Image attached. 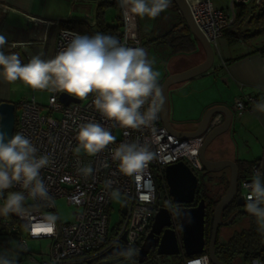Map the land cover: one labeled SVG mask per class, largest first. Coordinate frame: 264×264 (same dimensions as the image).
<instances>
[{
  "label": "built area",
  "instance_id": "built-area-1",
  "mask_svg": "<svg viewBox=\"0 0 264 264\" xmlns=\"http://www.w3.org/2000/svg\"><path fill=\"white\" fill-rule=\"evenodd\" d=\"M106 1L119 10L118 22L121 27L116 33V38L125 46L143 48L138 16L130 15L125 18L124 10L120 8L118 0ZM186 1L190 6L196 26L218 54H220L219 40L235 23L238 7L242 5L252 9L257 5V0H231L229 6L219 8L211 0ZM170 4H174L173 0ZM177 14L183 17L180 9ZM73 34L80 33L70 29H61L58 32L55 56L66 47ZM60 94L62 93H50L46 107L40 105L34 97L31 100L23 99L16 105V111L20 114L16 116L15 133H23L37 148L38 156L48 155L52 161L48 167L41 169L40 175L53 198L54 206L47 207L29 198L27 203L34 206L30 215L21 217L11 214L15 223L7 219L1 223L6 227L8 235L17 238L18 247L23 248L26 253L29 250L26 238L47 241V251L43 260L38 262L32 258L35 264H78L93 254L102 253L116 246L133 247L138 253L143 240L151 231L158 209L163 207L169 209V202H172L165 179L167 166L184 162L194 174L199 176L204 169L198 152L209 133L221 126L224 116L221 114L215 116L204 135L181 139L170 134L163 124V118H161L162 93L157 119L150 127L137 130L122 128L114 121L101 116L93 104L94 94H90L80 103L73 102L69 106L60 101ZM256 102L257 98L253 96L236 99L235 106L238 116L245 115V112L251 109ZM89 121L100 123L108 128L116 138L113 144L93 156L84 154L83 150L79 153L75 151L78 146L76 139L78 127ZM132 142L147 143L156 153V159L136 177L122 174L119 171L118 162H114L111 157V149L118 147L121 143ZM86 165H90L93 169L89 176H84L78 171ZM257 171L260 172V166L253 165L250 176L240 181L238 197L244 203H246L248 193L245 185L251 182ZM157 178L161 180L167 192L168 205L163 207L159 204L160 191ZM10 191H22V189L17 185ZM113 192H117L123 201L120 204V220L112 227ZM6 195L7 192L5 197ZM59 199H66L67 205L75 209L74 221L63 224L57 220L54 234L38 232V222L43 215L57 212L56 202ZM0 200L3 202L2 199ZM125 206L127 209L123 214L122 210ZM169 211L172 215L171 228L177 232L181 243L179 215L174 210L169 209ZM22 229H25V238L22 235ZM182 255H185L183 251L178 256ZM203 255L208 257L209 264H213L208 252L201 256ZM198 257L200 256L189 260ZM132 260L137 262L133 264H139L138 254ZM189 260H184L183 264H188Z\"/></svg>",
  "mask_w": 264,
  "mask_h": 264
},
{
  "label": "clouds",
  "instance_id": "clouds-1",
  "mask_svg": "<svg viewBox=\"0 0 264 264\" xmlns=\"http://www.w3.org/2000/svg\"><path fill=\"white\" fill-rule=\"evenodd\" d=\"M118 3L125 18L131 15L155 19L168 9L171 0H118ZM6 44L5 35L0 34V49ZM153 65L154 60L149 59L144 48L125 46L118 38L102 33L91 36L73 34L66 47L54 58L45 60L35 55L26 64L22 63L18 53L6 55L0 50V76L6 82L21 81L35 90L67 93L81 100L94 94L93 104L101 116L133 130L150 127L160 111V72ZM254 108L264 112V101L256 102ZM76 139V153L83 150L93 156L113 144L116 138L108 128L89 121L79 125ZM111 157L118 162L122 174L136 177L156 159V153L147 143L132 142L111 149ZM51 162L48 155H37V148L23 133L17 132L9 137L0 130V199L3 200L0 215H30L34 206L27 203L29 198L47 207L54 206L40 175L41 169ZM78 171L89 176L93 169L86 165ZM17 185L22 191H8L5 197L6 190ZM245 187L248 189L245 209L256 218L260 231L264 233V174L257 171ZM112 196L119 198L117 192ZM169 209L177 215L182 212L179 205H173L171 201ZM187 215L190 220V213ZM58 219L55 214L43 215L38 222L39 229H43L40 232L54 234ZM120 255L132 260L137 250L128 247L121 250ZM0 264H13V261L0 256ZM188 264H209V261L203 255L189 260Z\"/></svg>",
  "mask_w": 264,
  "mask_h": 264
},
{
  "label": "crops",
  "instance_id": "crops-1",
  "mask_svg": "<svg viewBox=\"0 0 264 264\" xmlns=\"http://www.w3.org/2000/svg\"><path fill=\"white\" fill-rule=\"evenodd\" d=\"M105 1L106 0H0V34L5 35L7 39V44L3 49L8 52L11 50L23 51L27 60L32 57L30 54L31 51L34 56L40 55L42 58L43 52H41L40 47L45 50L47 42L51 38L50 35L52 31L56 29V33L58 34L62 29L60 24H58L59 21L82 20L94 27L96 25V10L98 6ZM211 1L219 8L227 6L220 0ZM68 4H71V7H68V13H65L64 10L67 8ZM114 8L116 9V7ZM110 11L111 10L105 11V22L113 26L118 25L119 14L115 16V22L117 23H111L107 19V12ZM257 12L258 10L251 11V8L248 7V18L251 17L252 13L256 14ZM168 21L167 23L161 20L159 22V26L162 27L163 32L169 31ZM258 28L263 29L261 25ZM258 28L255 22L249 23V19L239 27L233 25L229 28L232 33L238 35V38L236 40L233 38L231 39L232 42L228 44L230 46L228 49L232 48V46H243V50L239 54H228L229 58H225L220 53L221 61L217 66L214 63L213 68L206 72L205 75L194 78L195 81L192 88L199 90L201 92L199 96L201 97L192 98L191 96H184L180 98V103H182L183 100L186 101L184 103L187 105L185 116L178 113L180 107L177 104L180 99L178 101H173L171 111L175 129L182 132H195L209 109L218 106L226 107L231 112V115H233V123L229 131L222 134L221 137L217 138L209 147L206 152L207 158L213 161L227 160L233 163L235 162L238 164V168L239 164H243L245 167L243 170L245 171V174L243 173L244 177L250 176L253 165H259L260 172L264 174V112L255 110L253 106L245 112V115L240 117L237 114L235 106V100L244 98L245 96H253L257 98V102L264 101V54L261 52V49L264 48V33L260 35L257 34ZM173 29L175 32L181 31L178 27H173ZM241 29L243 37H239ZM139 33L142 38L140 21ZM225 34L220 38V41L229 39ZM191 40L194 43L193 51L178 53L184 56L177 54V56L182 59V62L176 61L175 57H171V59H173L171 63H177L175 71H172L171 75L181 74V72L193 69V67L205 61L206 55L204 50L200 43L194 38L193 34ZM143 42L142 38V45ZM167 77L168 76L162 81ZM10 85L11 83L6 82L3 77L0 76V102L5 101L11 103V101H13L9 91ZM178 88L177 86L174 89L178 90ZM184 109L186 108L184 107ZM220 114L223 115V113ZM223 116L225 119V115ZM208 177H210L209 180H211L212 177H217L215 179L217 182L219 180L217 183L218 187L216 186L217 188L214 187V189L211 188L217 194L223 195L227 191L224 189V183H226L227 180L230 181L231 176L229 169L219 174H211ZM10 190L11 189L6 190V192ZM2 204L3 202L0 200V205ZM241 211L243 212L241 215L234 216V218H236L235 224L238 223L240 226L235 232L248 229L251 225L250 216L245 206L241 208ZM4 219L12 222L13 217L11 214L8 216L0 215V236L3 239H5L4 236L7 235L6 227L1 223ZM29 250L27 256L33 258L34 252ZM46 251L43 252V256L38 262L43 260ZM0 256H4L7 259L10 257L7 253H0ZM237 260L241 261V264H244L242 258L239 257ZM254 264L256 263L254 262Z\"/></svg>",
  "mask_w": 264,
  "mask_h": 264
},
{
  "label": "water",
  "instance_id": "water-1",
  "mask_svg": "<svg viewBox=\"0 0 264 264\" xmlns=\"http://www.w3.org/2000/svg\"><path fill=\"white\" fill-rule=\"evenodd\" d=\"M260 1L257 0V6H260ZM174 4L183 13V19L186 22L189 31L193 34L194 38L200 43L206 55L205 61L193 67V69L181 72V74H174L167 77L161 86V118H163V124L166 130L170 134H174L176 137L184 138H197L202 136L208 131V126L211 120L220 113L225 115L224 122L221 126L211 131L206 137L205 143L199 150L200 162L203 165V176H209L211 174H219L224 170H230V181L227 191L221 198V202L214 209L213 229L211 234V241L206 248L205 238V218H206V202L201 199L197 206H193L196 199L197 189L200 184V177H198L184 162L173 163L166 168L165 179L167 180V187L169 195L171 197L173 205L178 204L182 210L179 214L180 227H181V243L178 239L177 232L171 228L172 215L168 208H159L156 217L152 223L151 231L143 240L138 251V263L142 264L146 262L149 256L153 253H157L160 257L172 256L177 257L182 251L187 256H201L203 253L208 252L211 263L213 264H225L221 262L214 250L217 243V236L219 229L223 225H228L232 219L227 222H223V212L232 203L236 202L240 207L244 206V202L238 196V181H239V168L237 163L231 161H213L207 158V151L212 143L222 134L229 131L233 123V115L224 106L213 107L209 109L203 119L201 120L198 129L195 132H182L175 129L171 117L172 105H171V93L170 91L182 83L194 80V78L203 76L206 72L213 68L215 61V54L212 45L202 32L196 26L194 18L192 17L190 6L186 0H173ZM90 95V94H89ZM60 101L69 106L71 103H80L81 99L71 96L67 93L60 94ZM16 104L10 102L0 103V130L7 133L10 137L15 134L16 130ZM127 206L122 210V213H126ZM187 213H190V220ZM125 246H116L106 250L103 256H116L120 255L121 250L126 249ZM126 259L120 258L107 264H117L125 261ZM81 261L78 264H83Z\"/></svg>",
  "mask_w": 264,
  "mask_h": 264
},
{
  "label": "rangeland",
  "instance_id": "rangeland-1",
  "mask_svg": "<svg viewBox=\"0 0 264 264\" xmlns=\"http://www.w3.org/2000/svg\"><path fill=\"white\" fill-rule=\"evenodd\" d=\"M71 1V0H70ZM223 3H225V5L229 6L230 1L231 0H220ZM226 6V7H227ZM71 7V4L67 5V8L64 10L65 13H68V9ZM73 7V4H72ZM224 7V8H226ZM106 10H111L110 12H107L108 15V20L111 23H117L115 22V16H118L119 14V10H116L113 6L107 7ZM113 19H112V18ZM164 17V18H163ZM138 20L140 21V32L142 33V38H143V45L144 48L148 54L149 59L154 60V69L158 70L160 72V77H159V86H161L163 84L164 81H162L166 76H170L172 71H175V67H176V62L174 64L171 63V57H175L176 61H181L182 59L179 58L177 56L178 53H173V51H176V49L171 47V38H174L176 36H180L183 34L182 31L180 32H175L173 27H178L179 23L181 22V18L178 16L177 11L175 10V8L173 6H169L168 9H166L164 12H162L158 17H156L155 19L149 18L147 16L141 18L138 16ZM161 21H165V23H167V21L169 22L168 25V30L169 31H164L162 30V27L159 26V22ZM56 30V29H54ZM52 31L51 35H50V40L47 42V46L46 49L43 50L44 48L40 47L41 52H43V57L42 59L48 60V59H52L55 57V46H56V41H57V30L56 31ZM162 30V31H161ZM243 33L242 29L240 31L239 34ZM142 38H141V42H142ZM231 39L229 38L228 40L225 41H220L219 40V47H220V53L222 54V56H224L225 58H229L228 54L234 53V54H239L242 50H243V46H232V48L228 49V47H230L228 44L231 43ZM183 53V52H182ZM30 54L32 56L33 52L31 51ZM214 54H215V65L217 66L218 63H220L221 58H220V54H218V52L216 50H214ZM181 55V54H178ZM184 56V55H181ZM29 60H27L28 62ZM183 64V63H182ZM181 66V65H178ZM195 80L189 81V82H185L182 83V85H179L178 90L177 89H172L170 91L171 93V105L173 104V101L176 100L178 101L181 97L184 96H191L192 98L195 97H201L199 96V94L201 93L199 90H195L193 87V83ZM181 86V87H180ZM177 87V86H176ZM9 91H10V96L12 97L11 99L13 101H11L14 104H18L21 101H23V99H28L31 100L33 97L34 99L37 100V102L46 107L49 103V95L50 92L46 91V90H35L32 89L28 86H26L25 84H23L21 81H16L14 83H11L10 87H9ZM181 99L179 100V103L177 105H179V109H178V113L181 114L182 116L186 115V111H187V105H185L184 103L186 102L185 100H183L182 103H180ZM173 106V105H172ZM184 107L186 109H184ZM183 108V109H182ZM20 112L16 111V116H19ZM84 154H86L85 152H83ZM87 155V154H86ZM200 179L203 178V174L202 172L199 174ZM217 177H212L211 180H207L206 185L208 187V189L211 190V188L214 189V187H216L219 182H217V180H215ZM157 183L159 185V204L161 205V207L168 205L166 197H167V192L165 191L163 185L161 184V180L159 178H157ZM221 179V178H220ZM216 184V185H215ZM218 187V186H217ZM216 187V188H217ZM212 189V190H213ZM216 192L213 191V194H215ZM123 198L119 195V198L116 199L114 198L113 203H112V210H111V225L112 227L115 226V224H117L120 220L119 218V211H120V204L122 203ZM56 208H57V212H53L52 214H55L59 217L58 221L66 224V223H71L74 221V212L75 209L72 207H69L67 205V201L66 199H59L56 202ZM225 222H227L225 220ZM224 222V223H225ZM240 226L237 224L235 225H223L221 226V231H220V236L219 238L221 239L222 243H226L230 240L231 236L234 234L235 231H237V228H239ZM7 234V233H6ZM22 234L23 237L25 238L26 234H25V229H22ZM8 235V234H7ZM5 235V239H3L0 236V253H7L9 257V260L13 261V264H35L32 261V258H29L27 256V253L25 252V250L23 248L18 247V243H17V238L15 236L9 235L7 236ZM15 238V239H14ZM26 241L28 242V246H30V250L34 252V256H32L33 258H36L37 261L41 259V257L43 256V252L46 251L47 248V241L42 239V240H33V239H28L26 238ZM256 262V261H255ZM133 263H137L136 261L133 260H127L124 264H133ZM177 264L175 257L172 256H165V257H160L157 255V253H153L149 256L148 260L142 264ZM183 264V262H182ZM235 264H241V261H238ZM260 264V262L258 263Z\"/></svg>",
  "mask_w": 264,
  "mask_h": 264
},
{
  "label": "trees",
  "instance_id": "trees-1",
  "mask_svg": "<svg viewBox=\"0 0 264 264\" xmlns=\"http://www.w3.org/2000/svg\"><path fill=\"white\" fill-rule=\"evenodd\" d=\"M175 8L176 11H178V7L175 6V4H170ZM112 6L109 4L107 1L104 3H101L98 8H97V14H96V25L92 27L89 23H86L84 21H75V20H69V21H64L61 20L58 22L60 24V27L62 29H67V30H73L75 32L80 33L81 35H95L96 33H102L105 35H111L116 37V33L118 32V29L121 27L120 22L118 25H109L107 22H105V9L107 7ZM114 7V6H113ZM252 10H258V12L252 13L251 17L248 18V7L240 5L237 9V18L235 20V23L233 24L234 26H241L246 20L249 19V23L255 22L256 27H263V29L258 28L257 34L264 33V0L260 1V6H254L252 7ZM183 25V27H181ZM258 25V26H257ZM179 30L183 32L182 35L171 38V47L176 49V51H173V53H181V52H191L193 51L194 48V43L191 40L192 33L189 31V28L187 27L185 20L181 17V22L179 23L178 26ZM229 31V32H228ZM226 32L225 35L228 36L230 39L236 40L238 35L232 33L229 29ZM239 37H243V34H239ZM2 50L6 55L12 54V53H18L20 55V59L22 63H28L26 59V55L23 51H4ZM261 52L264 54V48L261 49ZM162 86V85H161ZM160 86V88H161ZM1 103V102H0ZM17 105V104H16ZM243 164H239V181H238V186L240 184V181L249 177V175L244 177L243 173L244 170ZM245 174V173H244ZM209 180V179H208ZM207 178L203 176L202 179H200V184L198 187V191L196 194V199L195 203L193 206H197L200 202L201 199H204L206 202V218H205V238H206V248L208 247L210 241H211V234H212V229H213V220H214V209L215 207L221 202V198L224 196L221 194H213V190L208 189L206 182ZM222 181V180H221ZM229 186V181L227 180L226 183H224V189H228ZM238 197V196H237ZM245 206V204H244ZM241 208L237 200L236 202L232 203L228 208L224 210L223 214V219L222 221L224 222L225 220H231V222L228 225H233L235 224V219L234 216H239L243 212L241 211ZM250 227L248 229H243L241 231L235 232L230 240L226 243H222L221 239L219 238L220 236V231L221 228L219 229L218 233V240L215 245V252L217 257L221 262H224L225 264H235L236 260L242 258L244 261V264H254L255 261H259L261 264H264V233H262L259 229V225L257 224V220L254 216L250 215ZM12 223L14 222V219H12ZM196 256H187L182 255V256H177L175 257V260L177 264H182L184 260H189L190 258H193ZM152 264V263H150Z\"/></svg>",
  "mask_w": 264,
  "mask_h": 264
},
{
  "label": "flooded vegetation",
  "instance_id": "flooded-vegetation-1",
  "mask_svg": "<svg viewBox=\"0 0 264 264\" xmlns=\"http://www.w3.org/2000/svg\"><path fill=\"white\" fill-rule=\"evenodd\" d=\"M210 176V175H209ZM207 179H210V177H206ZM106 250H104L105 252ZM104 252L99 254H93L92 256H89L83 264H107L108 262L116 261L117 259L123 258L121 255L116 256H103ZM127 260L119 262L117 264H124Z\"/></svg>",
  "mask_w": 264,
  "mask_h": 264
},
{
  "label": "snow or ice",
  "instance_id": "snow-or-ice-1",
  "mask_svg": "<svg viewBox=\"0 0 264 264\" xmlns=\"http://www.w3.org/2000/svg\"><path fill=\"white\" fill-rule=\"evenodd\" d=\"M38 232L43 231V229H37Z\"/></svg>",
  "mask_w": 264,
  "mask_h": 264
}]
</instances>
